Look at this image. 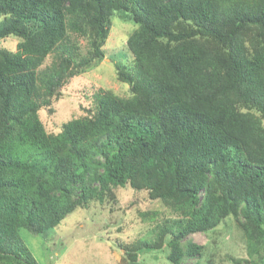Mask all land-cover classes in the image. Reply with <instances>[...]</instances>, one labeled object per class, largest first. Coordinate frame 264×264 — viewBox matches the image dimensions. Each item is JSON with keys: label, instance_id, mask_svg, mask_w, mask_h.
<instances>
[{"label": "trees", "instance_id": "obj_1", "mask_svg": "<svg viewBox=\"0 0 264 264\" xmlns=\"http://www.w3.org/2000/svg\"><path fill=\"white\" fill-rule=\"evenodd\" d=\"M114 16L133 29L126 96L97 88L85 113L47 132L39 110L104 56ZM75 36L86 39L81 52ZM0 264H39L20 230L54 228L116 187L143 191L169 215L140 211L152 239L186 264L188 238L236 223L246 257L264 264V0H0ZM113 198V196H111ZM221 226V227H220ZM163 249V248H162ZM208 260V264H213Z\"/></svg>", "mask_w": 264, "mask_h": 264}, {"label": "rangeland", "instance_id": "obj_2", "mask_svg": "<svg viewBox=\"0 0 264 264\" xmlns=\"http://www.w3.org/2000/svg\"><path fill=\"white\" fill-rule=\"evenodd\" d=\"M132 29L129 21L113 17L102 46L103 58L65 83L60 89V96L52 99L50 110L47 107L39 110V117L47 132H56L62 122L85 113L91 103L92 92L99 87L119 96L128 94V84L115 76L114 62L128 64L131 60L124 41ZM75 40L81 52H85L86 39L75 36ZM0 45L13 49L15 41L9 39ZM155 209L159 215L154 222L169 215L159 200H150L145 192L116 187L102 202H89L85 207L75 209L54 228L39 234L22 229L20 235L39 264H131L124 248L141 238H153L151 228L154 222L142 218L139 213ZM235 223L227 217L219 234L195 232L188 235L193 242L207 246V254L199 264H208V260H212L213 264H231L225 253L246 257L245 244L239 237ZM162 248L139 251L133 264H172L166 259V247ZM195 261L192 258L184 262L193 264Z\"/></svg>", "mask_w": 264, "mask_h": 264}]
</instances>
